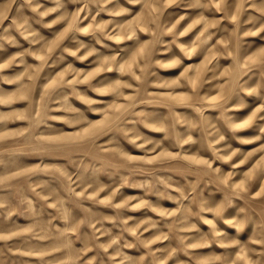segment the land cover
Wrapping results in <instances>:
<instances>
[{"label": "rangeland", "instance_id": "374dc122", "mask_svg": "<svg viewBox=\"0 0 264 264\" xmlns=\"http://www.w3.org/2000/svg\"><path fill=\"white\" fill-rule=\"evenodd\" d=\"M0 264H264V0H0Z\"/></svg>", "mask_w": 264, "mask_h": 264}]
</instances>
